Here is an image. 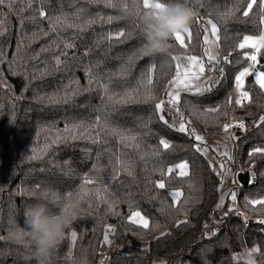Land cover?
I'll list each match as a JSON object with an SVG mask.
<instances>
[{
  "label": "trees",
  "instance_id": "obj_1",
  "mask_svg": "<svg viewBox=\"0 0 264 264\" xmlns=\"http://www.w3.org/2000/svg\"><path fill=\"white\" fill-rule=\"evenodd\" d=\"M180 2L195 12L190 35L155 57L140 51L143 0L0 4V264H36L23 212L38 201L68 221L50 264H264V226L245 227L237 216V187L220 205V177L196 140L155 108L174 78L173 57L205 58L204 19H211L219 30L217 83L183 94L178 106L199 134L233 116L232 161L257 174L256 185L241 188L239 208L264 219V203H250L264 201V89L255 73L243 79L244 102H229L252 50L240 44L264 35L262 0L247 16L252 0ZM259 52L264 73V47ZM181 162L187 176L173 168ZM171 190L182 193L177 201ZM135 212L147 228L130 220Z\"/></svg>",
  "mask_w": 264,
  "mask_h": 264
},
{
  "label": "crops",
  "instance_id": "obj_2",
  "mask_svg": "<svg viewBox=\"0 0 264 264\" xmlns=\"http://www.w3.org/2000/svg\"><path fill=\"white\" fill-rule=\"evenodd\" d=\"M216 23L209 18L204 19V26H205V34H204V48H205V58H199L194 55H176L175 57V75L172 81L176 78V73L180 72L182 77L185 73H187V79L185 80V84L190 85L189 88H184L183 86H178L174 83H170L165 98L163 99L165 103V108L163 111H159V114L164 117V120L168 121V123L176 130H178L179 125L183 123L185 125L186 131L182 132L188 136H192L195 140L196 137L199 136L201 140H196L197 148L207 157L209 160L212 168L220 177V193L224 192L223 200L225 201L226 197L230 194L231 189L234 186V167L232 165L226 164L225 156L229 155L228 161L232 163L233 151H235L236 139L234 138L233 134L230 132L228 125L225 124L221 128H212L208 129L206 134H199L195 131L193 126L188 122L186 119L183 110L178 106V104L173 105L169 104L168 102L171 100V95L168 93L179 91L180 97L183 94H191V95H202L205 93L210 92L213 87L216 85V76H217V68L219 64V30L217 28V33L215 36L212 35V25ZM188 33L181 32V36L185 41V37L189 35ZM253 39H258L259 37L251 36ZM205 40L208 42L205 43ZM244 42V41H243ZM211 47H214V56L215 59H209V56L212 54ZM251 47V46H247ZM251 49H253L251 47ZM194 56L196 57V64H192L189 62L187 57ZM179 61L182 62V68H178ZM214 63V64H213ZM203 67V71H198L199 68ZM260 74V73H259ZM256 74V75H259ZM199 79H196V77ZM202 76V77H200ZM258 80V79H257ZM200 87L204 89L202 92H196V88ZM211 90H207V89ZM264 89V88H263ZM225 126H227V131H225ZM226 158V159H225ZM186 163L181 162L173 166L175 171L179 174L182 171H189V166L187 164V169H181L178 165ZM180 190H171L170 194L174 198V200H178L179 197H175L173 193Z\"/></svg>",
  "mask_w": 264,
  "mask_h": 264
},
{
  "label": "clouds",
  "instance_id": "obj_3",
  "mask_svg": "<svg viewBox=\"0 0 264 264\" xmlns=\"http://www.w3.org/2000/svg\"><path fill=\"white\" fill-rule=\"evenodd\" d=\"M160 3L162 8H156ZM195 12L180 0H152V6L138 15L144 33L141 54L155 57L167 54L170 41L177 33L184 32L192 23ZM24 223L34 245L36 264H50V257L64 236L68 221L63 214H53L43 202L24 208Z\"/></svg>",
  "mask_w": 264,
  "mask_h": 264
},
{
  "label": "snow or ice",
  "instance_id": "obj_4",
  "mask_svg": "<svg viewBox=\"0 0 264 264\" xmlns=\"http://www.w3.org/2000/svg\"><path fill=\"white\" fill-rule=\"evenodd\" d=\"M3 2H4V0H0V4H2ZM255 3H256V0H252V2L248 4V11H245L244 12V15L245 16L248 15V12L252 9L253 4H255ZM107 6L111 7L112 5L109 3V4H107ZM151 6H152V2H150V0H143V7H144V9L150 8ZM155 7L159 9V8H162V5L160 3H156L155 4ZM261 8L264 9V0H262V2H261ZM40 15L43 16L44 13L41 12ZM262 22H264V21H262ZM184 32L185 33H188V29H186ZM216 33H217V28H216V25L213 24L212 25V35L215 36ZM124 35H125L124 32L118 33L117 39L119 37L124 36ZM189 35H190V33H189ZM109 39H111V37H109ZM175 39L177 41H179V43L181 44V46H183L185 44L184 39L181 37V33H177L175 35ZM207 42L208 41L205 40V43H207ZM245 46L254 47L256 49V52L258 53L260 51V48L264 47V35H261L258 39H253V37H251V36H246L244 38V42L242 44H240V47L241 48H244ZM173 59H177V58L176 57H173ZM187 59L192 64H196L197 63L196 57H194V56L187 57ZM209 59H215V57L209 56ZM248 59H250L253 62H255V61H257V56L256 55H252V56L248 57ZM200 71L201 72L203 71V67L200 68ZM247 71L248 70L245 69L244 72H241L239 76H236L235 77L236 82H237V85L239 87H241V88L243 87V77L247 74ZM186 79H187V73H185L183 75V77H182L181 73L180 72H177L176 73V78H175L174 81H172V83L176 84L178 86V88L180 86H183L184 88H189L190 85L185 84V80ZM196 79H199V77L197 76ZM149 82H151V79H149ZM258 83L260 84V87L261 88H264V73H260L259 74V76H258ZM203 90L204 89H201L200 87H197L196 88V92H198V93L202 92ZM207 90H211V89L209 88ZM168 94L171 95V97H172L171 100L168 102L169 104L176 105V104H179L180 103L181 97L179 95V91L170 92ZM242 95L243 96H247V93H242ZM236 103L239 104L240 101L238 100V101H236ZM155 108H156L157 111H163L164 108H165L164 101L161 100L159 103H156L155 104ZM160 119L161 120H164V117L161 116ZM164 122L165 123H168L166 120H164ZM240 126L243 127V125H240ZM178 131H180V132L186 131L185 125L183 123H181L179 125ZM225 131H227V126H225ZM196 140H201V138L199 136H197L196 137ZM160 144L164 145L165 148H168L169 147L168 143L165 140H163V139L160 141ZM197 151H199V148H197ZM255 151L259 152V151H261V149H256ZM178 167L181 168V169H187L188 166H187V163H182V164L178 165ZM180 174L182 176H187L188 175L187 171H182ZM157 187H159V188L162 189V188L165 187V185L163 183H159L157 185ZM173 195L178 198V197H180L182 195V193L179 192V191H177V192L173 193ZM231 198H232L233 201L236 200V196L235 195H232ZM250 203H252V204H261V203H264V201H262V200H254V201H250ZM134 217L139 218V222L142 224V226L144 228H147L148 227V224H149L148 220H146L143 217H141V214L139 212L134 213ZM260 223H264V221H260ZM72 235H73V237H75L76 234L75 233H72ZM105 241L107 242V237H105ZM258 251H259L258 248H253L252 249V252H258ZM250 255H251V253H250ZM249 264H253V262L252 261H249Z\"/></svg>",
  "mask_w": 264,
  "mask_h": 264
},
{
  "label": "built area",
  "instance_id": "obj_5",
  "mask_svg": "<svg viewBox=\"0 0 264 264\" xmlns=\"http://www.w3.org/2000/svg\"><path fill=\"white\" fill-rule=\"evenodd\" d=\"M256 50H251L248 54V57L252 56V55H256ZM226 61L229 62L230 61V58H226ZM258 65H259V58L257 57V61L253 62L252 60L249 59V63H248V67H247V74H250V73H257L259 70H258ZM219 69H221V71H224L225 70V65H222L219 67ZM245 75V76H246ZM244 76V77H245ZM243 77V79H244ZM242 93H245L241 87H239L237 85V82L235 84V87H234V92L232 94H230L229 96V102H230V105L232 106L234 104V102L236 101H240L239 104H242L246 98V96H243ZM232 118L233 116L228 120V126H229V130L230 132L233 134V125H232ZM236 173H235V176H236V179H237V192L235 193V196H236V200L232 202V206L234 208H238L239 209V213H238V217L240 218H243L244 220V225L245 227H251V226H255L256 229L261 232L263 230V226H264V223H260V221H264L263 218H259V217H254L250 214H248L247 212L241 210L239 208V205H238V198H239V193H240V190L241 188L244 186L243 184L240 183V181L238 180V175L240 173L242 174H245V173H248L249 176H250V181L249 183L252 184V185H256V177H257V174L256 172L252 169V168H246V167H243V166H237L236 169H235Z\"/></svg>",
  "mask_w": 264,
  "mask_h": 264
},
{
  "label": "rangeland",
  "instance_id": "obj_6",
  "mask_svg": "<svg viewBox=\"0 0 264 264\" xmlns=\"http://www.w3.org/2000/svg\"><path fill=\"white\" fill-rule=\"evenodd\" d=\"M150 2H152V0H150ZM182 37V36H181ZM253 49L252 50H256L254 47H252ZM211 52H212V54L210 55V56H214V47H213V49H212V47H211ZM257 53V52H256ZM256 56L259 58V60H260V52H258L257 54H256ZM214 64V63H213ZM178 68L180 69V68H182V62L181 61H179V63H178ZM218 69V68H217ZM198 71H200V68L198 69ZM260 73V71H258L256 74H259ZM258 76L259 75H257V79H258ZM200 77H202V76H200ZM228 125V124H227ZM228 128H229V126H228ZM226 158H228V159H231V158H229V155L228 156H225ZM225 158V159H226ZM228 159H226V164L227 165H232L233 167H234V170L236 169V165H234V163H233V161H232V163L230 162V161H228ZM232 159H233V157H232ZM236 173V171H234V174ZM241 174V173H240ZM235 176V175H234ZM237 186V179H236V176H235V178H234V186L233 187H236ZM223 197H224V192L222 191V193H221V198H220V202H219V204L221 205V204H223V202H224V200H223ZM238 205H239V202H238ZM136 213V212H135ZM140 213V212H139ZM141 214V217H143L144 219H146V217L145 216H143V214L142 213H140ZM130 220H133V221H135V222H137V223H140L139 222V218H136V217H134V214H132V216H131V219ZM147 220V219H146ZM105 237H107V242H106V244H107V246H108V248H109V250L110 249H112L113 248V246H114V242H115V240H114V233L112 232V231H108V233L107 234H105ZM123 251L124 252H126V253H132L131 251H130V249H129V246H125L124 248H123ZM108 257V256H107ZM107 262H108V258L107 259H104V260H102V262L100 263V264H107Z\"/></svg>",
  "mask_w": 264,
  "mask_h": 264
},
{
  "label": "water",
  "instance_id": "obj_7",
  "mask_svg": "<svg viewBox=\"0 0 264 264\" xmlns=\"http://www.w3.org/2000/svg\"><path fill=\"white\" fill-rule=\"evenodd\" d=\"M261 62H263V60H261ZM238 180L240 181L241 184H243L244 186L249 184L250 181V176L248 173L245 174H239L238 175ZM111 223H114V220H111Z\"/></svg>",
  "mask_w": 264,
  "mask_h": 264
}]
</instances>
